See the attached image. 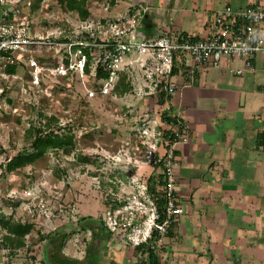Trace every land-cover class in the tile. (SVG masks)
Masks as SVG:
<instances>
[{"label": "rangeland", "instance_id": "rangeland-1", "mask_svg": "<svg viewBox=\"0 0 264 264\" xmlns=\"http://www.w3.org/2000/svg\"><path fill=\"white\" fill-rule=\"evenodd\" d=\"M116 5L137 12L127 0L113 6L89 0L90 14L81 20L59 0H0V34L12 23L31 40L0 55V211L33 223L22 247L0 244V264H45L47 255L60 263L66 242L73 247L81 239L72 223L97 217L107 229L105 212L139 193L150 173L146 149L163 118L157 99L144 94L141 84L135 91L128 86L122 93L88 95L102 81L96 68L105 48L98 42L107 41L111 23L123 14H111ZM90 43L83 72L58 71L78 59L80 45ZM48 115L58 118L54 127L72 130L70 152L48 149L31 164L6 169L7 157L30 149L26 128Z\"/></svg>", "mask_w": 264, "mask_h": 264}, {"label": "crops", "instance_id": "crops-1", "mask_svg": "<svg viewBox=\"0 0 264 264\" xmlns=\"http://www.w3.org/2000/svg\"><path fill=\"white\" fill-rule=\"evenodd\" d=\"M127 2L136 6L141 37L167 29L204 35L215 11L227 5L241 10L264 4V0ZM116 7L111 14L123 12ZM252 61L253 68L242 73L229 70L242 66L240 59L197 67L170 97L164 115L179 120L189 133L175 147L176 189L183 210L144 264H264V58L255 55ZM122 72L134 91L140 84L147 89L138 72L127 67ZM98 220L72 223L81 239L73 247L66 242L58 264H139L138 248Z\"/></svg>", "mask_w": 264, "mask_h": 264}, {"label": "built area", "instance_id": "built-area-1", "mask_svg": "<svg viewBox=\"0 0 264 264\" xmlns=\"http://www.w3.org/2000/svg\"><path fill=\"white\" fill-rule=\"evenodd\" d=\"M138 21V12L124 10L111 23L107 41L98 42L105 52L98 57L97 64L100 63L108 74L97 89L88 91V95H93L95 90L100 94L112 92L120 73L127 67L140 75L147 87L144 94L157 99L162 118L170 97L181 84L187 83L195 68L218 67L224 62L240 59L242 66H231L229 70L242 73L253 68L255 55L264 58V4L261 3L250 4L241 10L227 5L215 11L206 33L196 37L171 29L141 37L137 30ZM13 26L10 23L2 27L6 31L0 34V55H6L13 45L31 43L23 29L13 30ZM94 32L92 38L96 41ZM85 46L90 48L91 43ZM79 47V57L74 63L58 66L61 74H66L70 68L84 71L88 54L81 45ZM160 126L152 135L157 136L156 139L146 149L150 173L143 181V188L139 193L127 196L120 206L111 205V211L108 209L104 215L108 230L138 248L136 258L139 264L149 260V251L158 247L183 210L176 189L175 147L180 140H187L189 133L174 117L162 118ZM147 132L144 129L140 134Z\"/></svg>", "mask_w": 264, "mask_h": 264}, {"label": "trees", "instance_id": "trees-1", "mask_svg": "<svg viewBox=\"0 0 264 264\" xmlns=\"http://www.w3.org/2000/svg\"><path fill=\"white\" fill-rule=\"evenodd\" d=\"M35 1L38 3L41 0ZM59 1L67 10L76 11L81 20L85 19L90 14V10L87 6L89 0ZM115 3L116 0H109V4L111 6H113ZM81 48L84 52L88 54V59L86 61L87 67L90 61L89 48L87 46H81ZM107 74L108 71L105 70L100 63H98L96 68V75L98 77L103 78ZM127 87L128 78L125 72H121L119 80L116 86L114 87L113 91L122 93L126 90ZM42 116L45 115L43 114ZM162 117L164 119H167V116H165L164 114L162 115ZM45 118L46 120L40 123L39 125H30L26 128L25 132L29 137L30 149L23 148L22 150H19L13 155H11L10 157H7L6 169L13 170L15 168L24 167L28 164H31L48 149L57 148L63 150L66 153L70 152L74 143V135L70 127H67L66 129H63L59 126L54 127V125L58 122V118L54 115H48ZM32 227L33 223L31 221H25L20 218H16L13 214V211L9 214L0 211V228L4 230L0 237V244L3 247H7L9 249H18L22 247L25 244L24 236L30 232ZM85 228L86 227H82V229ZM44 263L58 264L57 262H52L48 258V255L46 256Z\"/></svg>", "mask_w": 264, "mask_h": 264}]
</instances>
